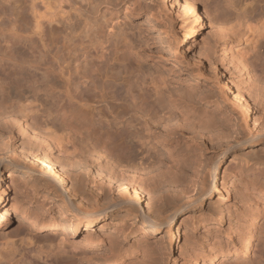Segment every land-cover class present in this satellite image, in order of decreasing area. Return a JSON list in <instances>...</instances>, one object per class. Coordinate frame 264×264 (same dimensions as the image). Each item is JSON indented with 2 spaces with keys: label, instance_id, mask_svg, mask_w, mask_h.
Returning <instances> with one entry per match:
<instances>
[{
  "label": "rangeland",
  "instance_id": "obj_1",
  "mask_svg": "<svg viewBox=\"0 0 264 264\" xmlns=\"http://www.w3.org/2000/svg\"><path fill=\"white\" fill-rule=\"evenodd\" d=\"M223 1L197 2V12L203 13V27L184 41L190 24L183 21L175 0H0V78L4 89H46L48 96L40 95L38 102L43 113L49 112L51 119L57 120L65 114L64 121L73 125L78 124L72 119L81 114L94 121L90 126L95 128L107 125L98 124L99 115L92 116L72 103V97L91 94L105 110L116 104L127 106L129 96L132 107L154 115L159 130L171 129L176 134L177 147L169 146L171 151H183L176 164L155 138L150 153H145L149 158L144 162L162 160L157 165L159 170L152 167L142 172L155 189L153 204L148 195L142 194L146 213L153 210L152 216L163 219L187 202V196L196 194L201 187V171L192 183L193 153L204 166L216 161L225 150L218 170L220 190L180 210L171 226L173 230L179 226L176 241L171 239L168 224L151 231L142 224L141 217L136 218L123 207H115L89 228L81 226L76 234H63V230L37 232L16 211L0 232V247L7 242L12 249L11 256L2 258L0 264H105V256L115 251L123 254L126 264H264V85L240 70L234 56L240 50L263 65L264 35L243 30L220 37L214 18L223 10ZM59 3L63 6L58 9L59 16L72 15L74 25L80 23L75 14L87 19L85 34L77 31L66 37L63 22H49V17L43 21L42 33L36 31L32 6L43 11ZM234 3L240 11L252 7L264 11V0ZM155 75L161 76L165 84L157 96H152L149 81ZM66 77L68 84L64 82ZM241 94L250 103L249 115L238 105ZM143 96L148 101L144 105ZM17 137L15 147L19 153L22 137ZM59 155L63 154L55 149L51 157ZM9 156L14 157L10 151L0 149V158ZM62 161L68 163L64 168L72 179L75 172H80L82 189L88 192L87 196L79 193L71 197L76 205L102 207L119 197V188L110 191L103 184L109 175L121 179L119 171L106 160H99V164L88 160L82 166L71 164L65 156ZM0 172L7 202L17 197L38 222L74 218L66 201L51 188L45 189L34 178L9 169L5 163L0 162ZM226 174L234 176V185L228 199L221 202L226 195L227 184L222 185ZM12 177H16L17 189L6 187ZM72 179L66 180V188L73 187ZM247 220L255 224L256 237L246 253L223 255L213 261L207 253L200 255L197 263L192 262V246L208 251L215 241L217 247H226Z\"/></svg>",
  "mask_w": 264,
  "mask_h": 264
},
{
  "label": "bare ground",
  "instance_id": "obj_2",
  "mask_svg": "<svg viewBox=\"0 0 264 264\" xmlns=\"http://www.w3.org/2000/svg\"><path fill=\"white\" fill-rule=\"evenodd\" d=\"M163 1L166 2L169 0ZM198 1L201 0H175L180 5V15L183 21L189 22L190 24L184 34V41L192 39L203 27V23L200 22L204 19L202 17L203 13L197 12L196 9ZM223 2L225 3L223 10L214 18L215 22L219 24V36L222 35V38H226L229 35L240 34L243 30H251L258 35H264V11L253 7L250 10L247 8L244 10L242 8L243 10L241 9L242 11H240V9L235 7L234 0H224ZM62 7L61 3H59L58 5L56 4L54 9L53 6H50L42 11L41 8L33 5L32 15L36 31L42 33L44 28L43 21L49 17V22L57 20L63 22L66 37L72 36L77 31L85 34L84 25L87 24V19L81 18L82 14H75L74 18H80V23L79 25H74L72 23V15L65 17L63 15L59 16L58 9ZM204 14L208 15L206 11ZM235 55L240 70L245 71L250 78H253L254 82H260L264 85V64L257 63L246 52L240 50L234 52ZM64 82L68 84L69 78H64ZM150 84L153 85L150 88L151 95L157 96L163 88L165 80L161 76L155 75L149 81ZM42 91L44 92L38 89H33L29 92L23 90L10 91L3 88V82L0 78V123L2 122L0 124V149L10 151L11 155L14 156L13 158L10 156V158L2 157L0 158V162L5 163L9 169L14 168L20 171L28 178H34V182L40 183L45 189L51 188L53 192L58 193L72 209L75 219L68 218L65 221L55 219L49 222H38L36 218H33L34 215L32 217L33 213L28 210L27 206L20 205L17 197L12 198V203L7 202L5 198L6 188L1 186L2 175L0 172V232L3 231L16 211H19L25 223L31 224L33 230L37 232L45 231L52 233L57 230H63V234H68L69 232L76 234L79 232L81 226L89 228L115 207H123L126 209V212L134 215L136 218L141 217L143 219L142 224L146 228L151 229V231L157 232L164 224H168L170 226L169 233L171 239L176 241L179 235V226L176 227V230H173L171 226L175 222L180 210L189 204L201 203L211 197L214 192L220 190L218 170L225 150H222L218 154L216 161L213 160L204 166L199 165L201 159L193 153L194 169L191 173L192 183H196L194 178L201 171V175H199L201 176V187L196 191V194L194 196H187V202L181 204L172 213L166 216L164 215L163 219L162 217L157 218L152 216L150 213L153 210L146 213L144 203L142 202V194L145 193L148 195L149 200H151L150 203L153 204L154 198L152 199V197L155 189L151 186V183L149 184V178H146L142 172L152 167L159 170L157 165L162 160L159 158L157 161L144 162L143 160L145 158H149L145 156V153H150L152 139L155 138L163 149H167L171 162L176 164L177 159H180V156L183 154L182 150L178 149L176 151L175 148V151H171L169 149V146L172 144H175V147L178 145L176 134L171 129L159 130L157 122L154 120V115L141 107H132V103L129 102V96H127V106L116 104L115 107H106L105 110H102L98 104L99 101L93 98L91 94L72 97L69 90H66L67 94L73 99L72 103L74 102L79 105L88 113L92 114V116L99 115L98 124L99 122H105L107 128L106 126H97L96 128L90 126L91 124L94 125V121L92 122V120L89 121L87 118H82L83 115L81 114L72 119L76 120L78 125H73L69 119L70 123L68 121L66 123L64 121L65 114L61 120H59V117L58 120L51 119L50 113H43L40 108L42 106L39 104L41 102L39 99L40 95H47L48 93L46 89H42ZM142 101L143 105L148 103L145 96H143ZM237 101L244 114L247 113L249 115L250 103L246 98L243 100V94L237 98ZM64 113L66 112L64 111ZM3 124L5 127H1ZM108 127L116 128L109 130ZM16 133L22 137L19 153L16 152L17 148L15 147L16 141L18 140ZM99 141H102V145L99 144ZM166 146L167 148H165ZM142 147L145 148V151H143L144 149L142 150ZM55 149L63 155L52 158L51 154ZM64 156L67 157L68 162H72L71 164H79L80 166L84 165L88 160L96 161L98 164L99 160H106L107 164L119 171V178L121 179L115 180L109 175L107 181L103 180V184L108 186L110 191L114 190V188H119V197L112 198L102 207L76 205L71 197L77 196L79 193H84L87 196L88 192L82 189V180L79 177L80 172H75V181L66 173L64 165L68 163L66 161L61 162ZM68 178L74 181L72 182V188L65 187ZM224 178L225 180L222 185L227 184L224 187L226 195L223 194L221 202L228 199L226 196L231 194L233 190L232 186L234 185V176L227 177L226 174ZM117 182L118 184H116ZM6 187H15L17 189L16 177L10 178ZM171 189L178 190L179 187L171 186ZM105 194L106 192L103 194V198L106 197ZM234 235L235 238L230 241L228 240L226 247H222V245L217 247L215 241L210 245L208 251H200L192 246L190 251L192 262L197 263L198 258L206 256L207 253L209 255V261L232 253L238 254L242 251L246 253L252 247L256 237L255 224L247 220L243 224V227L235 231ZM3 244L6 246L0 247V260L12 254V249L8 248V243L5 242ZM123 258L121 252L116 253L115 251L105 256V259H107L105 264H126Z\"/></svg>",
  "mask_w": 264,
  "mask_h": 264
}]
</instances>
